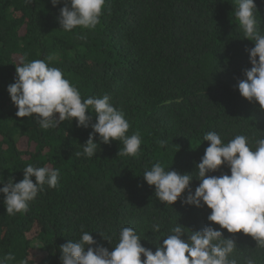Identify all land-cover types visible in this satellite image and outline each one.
<instances>
[{"label":"trees","instance_id":"16d2710c","mask_svg":"<svg viewBox=\"0 0 264 264\" xmlns=\"http://www.w3.org/2000/svg\"><path fill=\"white\" fill-rule=\"evenodd\" d=\"M254 2L264 30V0ZM63 6L64 0L55 7L51 0H0V181L20 182L28 165L60 173L58 186L45 185L26 213L8 215L0 194V257L13 254L11 264H61L60 246L82 231L111 251L123 227L135 228L142 246L155 252L176 222L203 229L210 209L179 200L165 206L143 173L157 162L193 173L210 131L225 142L247 135L253 148L264 137V110L236 87L251 68L246 50L254 44L238 27L235 0H106L94 29L72 32L57 22ZM36 59L61 69L82 98L108 95L129 121L127 134L141 135L140 152L118 155L122 142L103 144L97 134L96 156L78 157L91 126L65 120L45 130L34 118L17 117L7 88L16 66ZM87 114L95 123V113ZM222 173L230 170L212 175ZM198 185L192 182L193 191ZM154 223L159 233L152 232ZM222 231L236 240L238 258L252 255L264 264V250L252 237Z\"/></svg>","mask_w":264,"mask_h":264},{"label":"clouds","instance_id":"9594fccd","mask_svg":"<svg viewBox=\"0 0 264 264\" xmlns=\"http://www.w3.org/2000/svg\"><path fill=\"white\" fill-rule=\"evenodd\" d=\"M61 2L51 0L53 7ZM105 4L106 0H64L57 18L60 29L66 32L77 28L94 29L100 23ZM235 5L238 27L245 39L254 44L246 50L251 68L243 70L244 78L236 87L244 99L258 103L264 110V30L260 27L254 0H235ZM7 91L18 109L16 116L34 118L42 129L58 128L65 120H75L77 127L91 126L88 140L80 145L82 151L76 152L78 157L96 156L97 134L103 144L122 142L123 150H119L118 155L136 156L141 150V135L138 132L127 134L129 121L108 95L82 98L62 70L49 66L44 59L22 61L16 66V77ZM92 112L95 123H91V116L87 114ZM203 140L209 146L195 165V178L193 173L166 170L160 162L146 170L143 178L149 186H154L156 199L165 206H172L178 200L185 206H206L211 210L207 226L192 231L176 222L155 252L142 246L143 239L133 227L120 229L118 243L111 251L97 244L92 233L82 231L78 240L69 239L60 246L61 264H256L252 255L243 260L238 258L241 250L236 240L226 238L222 230L250 236L256 248L264 250V137L255 140V148L244 134H237L225 142L220 134L210 131ZM159 143L161 147L166 144L163 140ZM222 167H227L230 175H212ZM23 173L20 182L0 181L3 185L0 194L8 215L26 213L30 202L45 185L56 188L59 184L60 173L54 168L28 165ZM194 180H198L199 185L193 191ZM212 225H218L219 229ZM160 230L159 223L152 225L153 233ZM103 238L109 242L108 238ZM14 260V255L8 253L0 257V264H11Z\"/></svg>","mask_w":264,"mask_h":264}]
</instances>
